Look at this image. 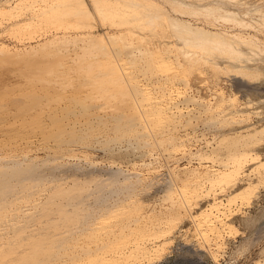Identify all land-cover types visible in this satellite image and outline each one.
I'll return each mask as SVG.
<instances>
[{
    "label": "bare ground",
    "instance_id": "1",
    "mask_svg": "<svg viewBox=\"0 0 264 264\" xmlns=\"http://www.w3.org/2000/svg\"><path fill=\"white\" fill-rule=\"evenodd\" d=\"M2 1L10 4L11 7L13 0ZM25 1L28 0H21L17 4ZM73 1L35 0L34 2L41 3L34 6L30 16L21 20L10 18L14 23L10 29L21 27L20 25L32 27L33 20L39 23L47 19H56L65 7L73 6ZM88 1L92 10L86 7L77 9L76 14H81L82 18L76 23H68V28L80 27L84 24L89 28L96 26L92 16L95 14L102 26L126 28L128 40L133 42L134 35L138 34L136 38L144 43H152L155 52L146 46L141 49L134 48L132 42L133 47L129 48L122 36L116 34L107 33L101 38H96L91 33L86 37L89 40L82 45H78L76 41H71L66 36H60L48 39L37 49L31 47L25 52L15 53L14 58L21 60L26 66L23 65L20 70L13 66L8 67V71L13 75L19 72L27 83L20 94H13L10 93L11 89L8 85L2 84L4 81L0 78V86H4L0 88V109L7 104L14 107L12 113L0 115V135L15 139L20 136H36L40 144L54 151V154L43 159L41 164L30 157L13 159L11 161L13 166L6 167L7 170L2 174L0 264H13V262L20 264L31 257L40 259L39 252L44 244L64 245L72 233L90 229L98 219L112 229L116 224L112 220L116 217L122 218L121 215L131 217V209L122 202L101 211L100 214L101 209L95 214L83 213L86 210L84 192L88 191V194L100 196L108 188L107 186L114 183L117 185L119 181L115 173H111L109 178L96 179L98 176L92 171L84 170L78 164L69 163L72 159L69 153L75 155L72 152L79 145L82 147L84 144L99 145L106 150L111 145L125 140L129 141V147L117 153H134L136 144H140L141 141L145 145L150 144L149 137L153 134L154 128L157 131L169 132L184 125L196 126L195 121L198 116L196 108L193 107L199 105V102L197 96L190 95L188 91L190 85L188 77L190 66L197 62L187 64L186 61L190 59L188 55H199L197 56L199 61L209 59L213 63H220V60L225 64L224 69L233 79L238 81L249 94L256 95L248 97L250 101L245 108L240 109V117L248 115L249 119L251 111L248 108L253 107L257 123L260 124L264 120V95L255 93V90L264 85V50L252 42L254 39L252 35L243 37L241 33L242 28L246 26L255 27L257 23L264 25V14H262L264 9L259 3L257 5L243 0ZM183 5L190 6L188 8L190 10ZM244 6L246 10L249 8V15L242 14ZM13 8H10V12ZM200 13L207 14L214 20L231 21V26L239 27L240 33L236 37H230L220 28L214 31L208 28L207 24L201 25L186 17L188 14ZM0 14L5 16L9 13L0 8ZM89 19L92 20V24L87 25L85 21L89 22ZM6 47L5 44L0 43V51L6 50ZM80 49L83 55L77 52ZM194 49L198 51L195 53ZM32 51L35 52L34 56ZM206 54L210 56L204 57ZM25 67L27 70H24ZM82 69L89 74L95 71L98 74L97 79L95 75V80L92 79L93 82L88 83L90 88L85 96L82 94L84 93L82 87L74 84L78 81L71 76L72 71L78 74ZM160 69L168 72L162 76L161 83H163L160 85V80H156L155 83L149 82L153 75L161 77ZM15 72L17 73L14 74ZM136 73L141 78V88L138 90L131 83L132 76ZM181 77L184 78L180 79ZM261 77L262 81L259 82L258 79ZM257 81L259 84H256ZM169 83L172 84L170 87ZM108 91L112 94L107 95ZM100 98L108 102L104 100V103L102 101L100 103L99 101L102 100ZM225 101L227 100L223 96L215 97L214 101L210 100L208 103L211 108H219L216 117L211 119V124L215 127L217 120L229 117V113L232 112L222 109ZM192 105L194 106L191 108ZM236 122L242 124V121ZM255 131L264 134V126L260 124ZM235 155V165L220 172L218 180L224 182L226 186H231L242 177L244 162L250 157L253 158L255 154L251 155L240 150ZM28 159L31 160L30 164L24 163ZM77 175L84 176V182ZM170 178L172 179L173 176ZM171 179L173 186L175 181L173 183ZM70 181L73 185L69 187L67 184ZM92 181H95V186L89 190L88 185ZM259 189L257 184H252L242 197L252 204L260 196ZM75 190L79 192H74ZM47 192L48 196H46ZM197 192L193 185L185 186L186 195L183 200L187 204L190 200L197 202ZM43 196H46L45 201L42 200ZM218 207L213 205L210 212L203 215L201 213L199 232L202 240H208L211 235L222 230L219 225L220 217L223 218L227 228L234 229L231 216L224 212V208ZM31 208L35 211L30 212ZM214 212H217L219 217H214ZM74 221H76L75 226L72 225ZM175 224V221L171 223V229L167 231L169 234L166 231L160 233L159 230L150 228H133L129 232L116 234L113 240L104 243L101 247L86 250V256L94 257L84 264H130V260L139 262L143 259L149 261L160 259L166 249L164 245L166 242L148 246L142 241L147 240L146 237L159 238L162 234L164 237H169ZM47 253V250L43 251L44 255ZM24 254L25 256L21 257Z\"/></svg>",
    "mask_w": 264,
    "mask_h": 264
},
{
    "label": "rangeland",
    "instance_id": "2",
    "mask_svg": "<svg viewBox=\"0 0 264 264\" xmlns=\"http://www.w3.org/2000/svg\"><path fill=\"white\" fill-rule=\"evenodd\" d=\"M19 1L21 0H13L10 7V4L0 0V8L9 13L5 16L0 14V43L7 46L6 50L0 51V67H2L0 68V73L2 72L0 78L4 81L3 85L9 86L11 89L10 93L20 94L21 89L27 83L19 72H15L14 74H17L13 75L8 71V67L13 66L20 70L23 65L26 66L21 60L14 58L15 53L19 51L25 52L30 50L31 47H36L37 49L40 44L48 39L66 36L71 41H76L78 45H82L89 40L86 37L91 35V33L96 38H101L108 33V35L116 34L117 36H122L129 48L134 46V48L141 49L146 46L155 52L152 43H144L136 38L138 34H136L137 36L134 35L133 42L128 40L129 35L125 33L128 32L126 28H115L109 25L102 26L101 21L95 14L92 16L97 25L92 26L93 28H89L85 24L80 27L68 28V23H76L82 18L81 14H76L77 9L86 7L88 10H92L88 0H74L72 2L73 6L65 7L56 18L57 20L44 19L45 21H40L39 23L33 20L32 27L20 25L21 27L10 29L14 25L12 20H21L30 16L34 6L41 3L34 2L35 0H28L25 3L17 4ZM193 1L198 2L201 0ZM243 1L260 4L264 9V0ZM183 7L190 10L188 9L190 6L183 5ZM10 8H13L11 12ZM248 9L246 10L244 6L242 9L244 11H241L242 14L245 15L247 13L249 15ZM186 17L195 23L207 24L209 27H206L214 31L220 28L227 32L230 37H236L240 33V28L231 26V21L214 20L203 13L198 15L188 14ZM85 23L87 25L92 24V20L89 19V22L85 21ZM255 25V27H241L243 29L241 33L243 37L252 35L254 37L252 42L264 50V25L261 23ZM194 50L195 53L198 51V49ZM77 52H81L83 55L81 49ZM34 55L35 52L32 51V56ZM188 56L190 59L186 61L187 64L189 62H197L195 65L190 66V76H187L190 83L188 91L190 95L197 96L199 102V105L191 106V108L194 106L193 108L197 110L198 119L195 121L196 126L184 125L169 132L157 131L154 128L153 134L149 137L150 144L145 145L141 141L140 144H136V152L134 153H120L121 155L117 153L129 147L130 143L126 140L120 143L117 142L106 150L99 145L84 144V147L79 145L72 152L77 156L69 153L70 157H72L69 163L78 164L82 169L92 171L93 174H97L98 177L96 179L109 178L111 173H115L119 181L116 183L117 185H114L115 183L111 185L113 188L107 186L108 188L102 194L100 193V196L88 194V191L84 192L86 210L83 213L92 212V214H95L96 211L98 213L101 209L100 214L102 213L101 211L108 210L114 204L122 202L131 209V217L123 215H121L122 218L116 217L115 220H112L116 223V226L113 225L112 229H109L111 227L108 228L107 224L104 225L101 219H98L91 225L90 229L72 233L64 245L44 244L43 249L39 252L41 255L39 256L40 259H32L33 257H31L20 264H84L94 257L93 255L86 256V250L101 247L104 243L113 240L116 234L129 232L133 228H150L156 231L159 230L160 233L165 231L168 233L167 231L171 229L173 221L176 224L169 237H164L162 234L159 238L146 237L147 240L144 239L142 241L148 246L166 242L164 244L166 249L163 251L162 257L154 261L147 259L139 262L130 260V264H264V134L255 131L260 124L264 126V120L260 124L257 123V117L252 110L253 107H247L251 111L249 119L247 118L249 117L248 115L240 117L239 114L241 112L240 109L248 105L250 101L248 97H255L256 95H251L245 88H242L240 83L233 79L227 70L224 69L223 66L225 64L220 60V63H213L209 59L199 61L197 58L199 55L197 54ZM209 56L208 54L204 55L206 58ZM184 68L186 69L187 65ZM24 70H27V67ZM159 72L161 77L153 75L148 81L155 83L156 80H160L161 85L163 83H161L162 76L168 72L165 69H160ZM95 75L97 79L98 74L96 71L90 74L83 69L78 74L71 72L74 80L78 81H75L74 84L82 87L84 96L88 88H90L88 83L90 81L93 82L92 79L95 80ZM182 78L184 77L180 79ZM140 79L137 73L132 76L131 83L136 90L141 88ZM261 79L262 77L258 79L259 82L262 81ZM259 82L257 81L256 84H259ZM156 85L159 86L158 83ZM171 85V83L168 84L169 87ZM2 87L4 86H0V88ZM260 87L262 88L255 90V93L264 95V85ZM106 94L111 95L112 92L108 91ZM223 96L227 101H225L222 109L232 112L229 113V117L217 120V126L215 127L211 124V119L216 117L215 115L219 108H211L208 103H210V100L214 101L215 97L222 98ZM100 99V103L105 100L103 98ZM96 101L98 102V100ZM104 102L107 103L108 101L105 100ZM7 108L8 110H6ZM13 108L12 105L7 104L6 107L0 109V115L5 116L12 113L14 111ZM244 119L247 121L245 122ZM236 121H242V124ZM240 150L251 153V155L255 154L257 157L253 155V158L250 157L245 161L242 177L236 183L231 184V186L227 185V187L224 182L218 180L220 172L235 165V154ZM53 152L41 145L36 136H20L15 139L0 135V180H2V174L7 170L6 167L13 166V162H11L13 159L30 157L34 158L36 163L41 164L42 160L53 155ZM25 161L27 162L24 163L30 164L31 160ZM220 168L221 170H219ZM77 176L84 182V176ZM171 176H173L172 179L170 178ZM170 179L173 183L175 181L173 186H171L172 182H170ZM72 183L70 181L66 184L70 187L73 185ZM252 184L259 186L260 196L256 202L250 204L242 195L246 194ZM125 185L127 186L126 188ZM188 185L196 187L198 191V194L196 193L197 202L190 200L187 204L183 200L186 195L184 189ZM94 186L95 181H92L89 183L88 189L91 190ZM74 192H79V190ZM48 194L47 192L46 196ZM45 197L43 196V199H41L44 200ZM213 205H218V208H224V212L231 216L235 226L233 230H230L224 224L223 218L220 217L219 225L222 230L211 235L208 240H202L199 232L202 220L200 216L210 212ZM34 211V208L30 209V212ZM213 216L217 217V212H214ZM75 223L76 221L72 222V225L75 226ZM220 223L223 224L221 225ZM45 250L48 251L46 255L43 254ZM24 256L25 254L21 255V257Z\"/></svg>",
    "mask_w": 264,
    "mask_h": 264
}]
</instances>
